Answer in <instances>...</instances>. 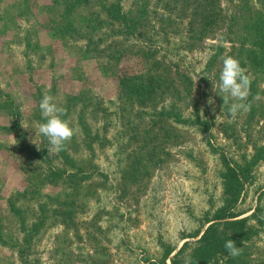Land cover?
I'll return each mask as SVG.
<instances>
[{
	"label": "rangeland",
	"instance_id": "1",
	"mask_svg": "<svg viewBox=\"0 0 264 264\" xmlns=\"http://www.w3.org/2000/svg\"><path fill=\"white\" fill-rule=\"evenodd\" d=\"M41 2L17 0L10 49L35 104L0 126V264H264V0ZM40 33L56 53L38 49ZM228 56L251 78L235 120L219 90ZM45 93L74 130L59 152L38 131ZM228 167L243 185L235 204ZM224 209L235 218L214 220ZM212 224L237 235L239 256H197Z\"/></svg>",
	"mask_w": 264,
	"mask_h": 264
},
{
	"label": "crops",
	"instance_id": "2",
	"mask_svg": "<svg viewBox=\"0 0 264 264\" xmlns=\"http://www.w3.org/2000/svg\"><path fill=\"white\" fill-rule=\"evenodd\" d=\"M41 1L38 0V7L43 10L48 5L43 4ZM0 9H9L8 12H5L6 21L11 22L13 25L12 28L4 31L6 21L4 20V15H1L0 10V30H3L0 32V126L10 128L12 123L19 119L17 114L19 109L22 111V106L25 108L34 106L35 102L31 98L34 87L31 83L32 75L23 70L22 56L11 53L12 50L10 49L15 47L13 43L17 41L20 27L23 25V17L20 14L21 3L17 5V0H15L14 5H9L8 7L5 0H1ZM51 36L48 33H40L37 37L40 43L38 44V49L56 53V48L58 47ZM50 61H46L45 65L43 64L42 67L34 71L33 77L37 82L47 84L49 79L55 74L53 66L51 63H48ZM45 76L50 77L47 79ZM24 80L27 82L24 83ZM7 133L17 136L14 130ZM3 152L6 153V150H0V170L6 169V162L1 161V154Z\"/></svg>",
	"mask_w": 264,
	"mask_h": 264
},
{
	"label": "clouds",
	"instance_id": "3",
	"mask_svg": "<svg viewBox=\"0 0 264 264\" xmlns=\"http://www.w3.org/2000/svg\"><path fill=\"white\" fill-rule=\"evenodd\" d=\"M223 67L219 75V90L222 94L223 104H229V118L235 120L238 115L247 113L251 105L245 103L250 95L251 78L246 74V70L241 67L238 59L231 56L222 57ZM211 104V100L209 101ZM41 116L45 122L39 124L38 131L48 139L49 151L59 152L65 143L69 141L74 130L67 120L61 117L66 113V109L58 106L54 98L45 93L39 103ZM203 113V110L201 111ZM218 115L216 119H219ZM23 127V121H21ZM24 128V127H23ZM229 255L236 257L242 252V247H237L233 240H227L224 244ZM185 264H190V258Z\"/></svg>",
	"mask_w": 264,
	"mask_h": 264
},
{
	"label": "trees",
	"instance_id": "4",
	"mask_svg": "<svg viewBox=\"0 0 264 264\" xmlns=\"http://www.w3.org/2000/svg\"><path fill=\"white\" fill-rule=\"evenodd\" d=\"M121 19H124V15H121ZM119 18V17H117ZM228 173L225 175V189L227 194L231 197V204H235L239 201L241 192L243 190L242 182L240 181L239 175L236 173L235 170L228 167ZM230 172V173H229ZM235 218L234 213L228 210H221L219 213L214 217V220H225V219H232ZM238 222L239 221H234ZM237 224V223H234ZM213 224L210 225L205 233L200 238V246L197 249V256L202 257L203 259L209 260L213 255L219 252H225L224 244L227 240H233L236 244L237 242V235L230 237V238H220L215 235V230L213 228ZM219 249L216 251V249ZM204 252V253H203ZM171 253L165 256V259L169 258ZM175 264V263H174Z\"/></svg>",
	"mask_w": 264,
	"mask_h": 264
}]
</instances>
